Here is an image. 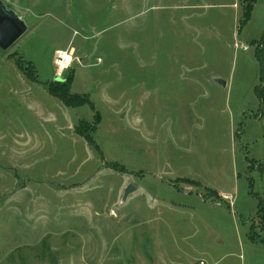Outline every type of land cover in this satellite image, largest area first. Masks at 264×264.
Returning a JSON list of instances; mask_svg holds the SVG:
<instances>
[{
	"label": "rangeland",
	"instance_id": "rangeland-1",
	"mask_svg": "<svg viewBox=\"0 0 264 264\" xmlns=\"http://www.w3.org/2000/svg\"><path fill=\"white\" fill-rule=\"evenodd\" d=\"M1 1L0 264H264V0Z\"/></svg>",
	"mask_w": 264,
	"mask_h": 264
},
{
	"label": "water",
	"instance_id": "water-1",
	"mask_svg": "<svg viewBox=\"0 0 264 264\" xmlns=\"http://www.w3.org/2000/svg\"><path fill=\"white\" fill-rule=\"evenodd\" d=\"M26 30L25 22L0 0V50L7 51L11 48ZM216 82L225 85V82L221 80H216ZM136 190L134 185H127L123 191L122 201H126L127 197Z\"/></svg>",
	"mask_w": 264,
	"mask_h": 264
},
{
	"label": "trees",
	"instance_id": "trees-1",
	"mask_svg": "<svg viewBox=\"0 0 264 264\" xmlns=\"http://www.w3.org/2000/svg\"><path fill=\"white\" fill-rule=\"evenodd\" d=\"M242 2V19L241 24H245L248 18L250 17V12L256 2V0H240ZM33 70V69H32ZM32 76V75H31ZM31 78V77H30ZM46 89L50 95H55L57 98H59L64 104L67 106H82L85 101L77 100L75 97L73 98V95H69L64 87H58L57 84L55 86H52L51 83L45 84ZM86 140H90L89 137H85ZM257 216L260 217V223L262 230L264 231V202H259V207L257 211ZM263 221V222H262ZM250 240L253 242H258L261 244H264V237L261 239H257V237L254 234V228L252 227V233L249 236Z\"/></svg>",
	"mask_w": 264,
	"mask_h": 264
},
{
	"label": "built area",
	"instance_id": "built-area-1",
	"mask_svg": "<svg viewBox=\"0 0 264 264\" xmlns=\"http://www.w3.org/2000/svg\"><path fill=\"white\" fill-rule=\"evenodd\" d=\"M67 57L69 59H66ZM71 61H72V58L68 52L58 51V52H55V54H54L53 64L55 66V69L58 71H61L64 68H66V66H68L69 63H71ZM224 199L230 201L232 199V197L228 195V196L224 197ZM200 264H204V263L201 262Z\"/></svg>",
	"mask_w": 264,
	"mask_h": 264
},
{
	"label": "bare ground",
	"instance_id": "bare-ground-1",
	"mask_svg": "<svg viewBox=\"0 0 264 264\" xmlns=\"http://www.w3.org/2000/svg\"><path fill=\"white\" fill-rule=\"evenodd\" d=\"M66 59H69L68 57Z\"/></svg>",
	"mask_w": 264,
	"mask_h": 264
},
{
	"label": "crops",
	"instance_id": "crops-1",
	"mask_svg": "<svg viewBox=\"0 0 264 264\" xmlns=\"http://www.w3.org/2000/svg\"><path fill=\"white\" fill-rule=\"evenodd\" d=\"M58 52V51H57ZM201 263V262H200Z\"/></svg>",
	"mask_w": 264,
	"mask_h": 264
}]
</instances>
